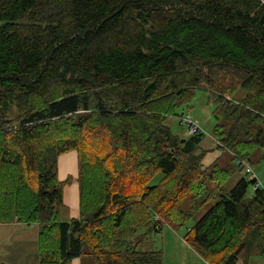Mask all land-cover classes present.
Wrapping results in <instances>:
<instances>
[{
  "label": "trees",
  "instance_id": "16d2710c",
  "mask_svg": "<svg viewBox=\"0 0 264 264\" xmlns=\"http://www.w3.org/2000/svg\"><path fill=\"white\" fill-rule=\"evenodd\" d=\"M197 87L216 147L244 170L264 160V0H0V223L41 225L39 264H162L139 229H177L212 199L184 235L201 259L264 254L252 167L225 189L231 169L203 163L200 128L166 123ZM68 150L79 214L59 220Z\"/></svg>",
  "mask_w": 264,
  "mask_h": 264
},
{
  "label": "rangeland",
  "instance_id": "374dc122",
  "mask_svg": "<svg viewBox=\"0 0 264 264\" xmlns=\"http://www.w3.org/2000/svg\"><path fill=\"white\" fill-rule=\"evenodd\" d=\"M215 103L209 99V90L206 87H197L195 94L187 104H181L176 108L175 116H169L166 123L171 131L185 137L188 134V127L180 122L181 116L189 115L191 121L195 122L204 133L200 149L207 150L204 156V164L212 162L215 158L221 166H228L231 173L223 184V187L229 190L238 178L245 177L249 180V175L245 172L243 166L237 164V159L228 149L216 147L217 138L214 136L213 129L216 124V118L213 115ZM252 167L260 187L264 188V160L247 161ZM56 175L59 181H62L63 201L57 207L59 220H69L79 214V174L76 150H68L58 155L56 165ZM159 175L153 180L157 181ZM253 192L251 182L247 188V194ZM213 202L208 200L205 207L193 218H189L186 225L173 229L178 233L182 240L187 227L192 225L198 216ZM188 206V205H187ZM186 207V206H185ZM166 227H163V229ZM41 229L39 223H0V262L1 264H39L38 256V232ZM140 232L143 238L140 240V249H156L162 252V264L164 260L169 264H178L171 261L169 254L174 251L167 243L164 230L154 232L141 227ZM166 255V256H164ZM81 256L73 257L69 264H81ZM250 264H264V254L261 256H252L249 259ZM241 264V258L239 260Z\"/></svg>",
  "mask_w": 264,
  "mask_h": 264
},
{
  "label": "crops",
  "instance_id": "0c3cea01",
  "mask_svg": "<svg viewBox=\"0 0 264 264\" xmlns=\"http://www.w3.org/2000/svg\"><path fill=\"white\" fill-rule=\"evenodd\" d=\"M163 227L166 228L163 229ZM163 227H161L160 231L164 230L167 243H169L174 249V251L169 254L171 261L178 262V264H206L198 253H196L184 240H182L181 236L176 233L173 228L169 226ZM164 264L169 263H166V260H164Z\"/></svg>",
  "mask_w": 264,
  "mask_h": 264
},
{
  "label": "built area",
  "instance_id": "2783aa9c",
  "mask_svg": "<svg viewBox=\"0 0 264 264\" xmlns=\"http://www.w3.org/2000/svg\"><path fill=\"white\" fill-rule=\"evenodd\" d=\"M182 122H183V123H187L188 126H190V128H189V130H188L189 133L194 132V131L198 128L197 124L191 121L189 115L183 117V118H182ZM243 164H244V163H243ZM244 165H245V171L248 172V173H250V174H252V169H251V167H250L248 164H244ZM252 177H253V175H252Z\"/></svg>",
  "mask_w": 264,
  "mask_h": 264
}]
</instances>
